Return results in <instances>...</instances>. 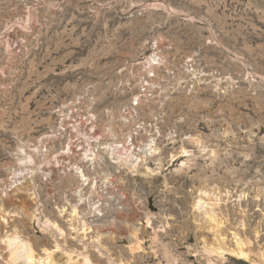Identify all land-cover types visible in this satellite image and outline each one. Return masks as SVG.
I'll return each mask as SVG.
<instances>
[{
	"label": "rangeland",
	"instance_id": "rangeland-1",
	"mask_svg": "<svg viewBox=\"0 0 264 264\" xmlns=\"http://www.w3.org/2000/svg\"><path fill=\"white\" fill-rule=\"evenodd\" d=\"M76 98L97 115L107 140L141 123L139 175L103 153L87 170L94 183L78 186L74 167L50 163L58 150L53 131ZM133 103L139 123L124 126L122 110ZM150 137L157 150L145 154ZM21 150L34 165L18 163L25 159ZM13 171L23 182L9 190ZM5 187L8 219L0 237L20 233L36 259L49 248L45 264H85L83 242L99 264H109L108 256L114 264H258L264 254V0H0ZM78 187L85 199L101 192L108 202L85 219L91 231L83 241L67 231L76 245L63 234L56 247L42 222L68 228L59 210L73 203L87 213ZM199 197L214 203L218 227L196 205ZM234 232L248 241L255 262L207 252L220 241L234 246ZM96 235L100 252L90 242Z\"/></svg>",
	"mask_w": 264,
	"mask_h": 264
},
{
	"label": "bare ground",
	"instance_id": "bare-ground-1",
	"mask_svg": "<svg viewBox=\"0 0 264 264\" xmlns=\"http://www.w3.org/2000/svg\"><path fill=\"white\" fill-rule=\"evenodd\" d=\"M154 139L155 138L150 137V139H148V142L143 144L144 145L143 150H144L145 154L146 153L151 154V153L156 152V150H157L155 147L156 142ZM145 148L147 151L149 150V152H146ZM115 149L116 148H113L111 150L110 154H109V152H107L108 156L110 155L109 157L111 158V163L116 165V167L119 169L127 170L128 172L132 173L133 176L139 175L140 170H139L138 166H140L139 163L141 162V154H140L141 153V146H138L136 149L131 151V153H130V151H129V153H126L127 155H125V157H123L121 155V151L115 150ZM183 152H186V150L183 149L182 153ZM25 154L26 153L22 152V150L18 153V156H22L25 158L22 160V158L20 157L19 158L20 161L18 163L25 165V166H28V167L34 165L31 163L32 158H31L30 154L29 155L28 154L25 155ZM102 156H103V154L101 155V153H96L94 156V159L91 160L92 165L94 164V162H97V160L103 159ZM110 158H109V160H110ZM143 158H144V160H146L145 157H143ZM50 163H52V162L50 161ZM70 166H71V168L74 167V169H75L74 174L77 176V177L76 176L75 177L78 179L76 181L80 182V184L78 183L79 184L78 186L83 185V184L84 185L87 184L88 183L87 180L89 179L88 178L89 175L87 174V170H89V169L83 168V166H81V165L77 166V165L71 164ZM35 169H37V168L35 167ZM30 171L33 172V170H31V169H30ZM13 173H14V171H13ZM14 177H16V173L13 174V178ZM10 182L11 183H9V190H11V188H14V187L16 188L23 181H21L17 177V178H14L13 181H10ZM93 183H94V181H93ZM6 186H8V185H6ZM80 188L81 187H78V189L76 190L75 193L76 194L78 193L77 195L79 196V200H83V201L87 200L86 202H87V206L89 208L87 213H85L86 212L85 209L80 207L79 204L73 203L69 206L70 209L68 207L62 206V208L59 210L60 212H62L59 215L63 216V218L65 217L66 222H68L67 223L68 228L65 229L56 220L46 219L44 222H42L43 226L45 228H47L48 231H50L54 234V236H55L54 242H55L56 247H59L60 244H62L61 239H59L58 236H62L63 234H64L63 237L65 239L64 240L65 242H68L73 246L76 245L75 242H72L69 239L67 240V237H66L67 231L69 234L72 233L73 234L72 237H74L78 241H83L84 240L83 238L88 235L89 231H91V229H90L91 226H90V224H88L86 222L85 219L93 216L94 214H92V212H95V211L100 212L102 210L100 208L101 205L103 203L108 202L106 200V198L103 199V197H102L103 193H101V192L97 194V196H98L97 199L93 200L92 198H89V197L87 199H85V197H82V194L79 193V192H81ZM5 189H6V187L3 189H0V212H1L0 223H7V219H8L5 217V215L8 213V211H6L5 207H3V205H2V202L4 201L3 196L5 197L7 195V190H8V189L7 190H5ZM110 193L111 194H110L109 198L114 197L115 193H113L112 191ZM84 194H86V193H84ZM206 194H208V193H206ZM88 195H90V194H88ZM196 201H197L196 205L198 206V208L205 207L204 212H205V215H207V221L209 222V224H212L213 227H218L222 223V221H221V219H219L217 217V214L213 210V204L214 203L205 202L206 200L202 201V199L200 197ZM118 203H122V201H119ZM204 203L206 205H204ZM89 213H91L92 215H88ZM12 231L10 233H7L5 231L4 232L5 234L2 235V237H0V248H1V250L4 251L3 252L4 256H2V254H0V261L4 262V264H18L20 261L23 262L24 264H45V262L50 263L51 258L48 259V257L50 256L49 248H47V247L43 248L44 251L46 252L45 257L39 256V258L36 259L35 258V255H36L35 249L33 248V246L24 238L23 239L20 238V236H21V235H19L20 233H18L16 231H13V232ZM237 234L238 233L234 232L233 238H236ZM89 237L91 238L90 242L93 243V248H97V251L100 252L101 251L100 247H102V245L99 243L97 235L95 236L96 240H95V238H93V236H89ZM89 237H87L86 239H89ZM95 241H96V243H94ZM247 242L248 241H243L240 238H236L235 245L234 246L232 245V247L227 246L222 241H220L219 245H216V246L212 245L211 247H207V248L205 247V248H206L207 252L215 253L218 256L229 255L238 261L247 260V261L255 262V259H253L252 255L250 254V250L244 247V244H246ZM86 244H87L86 242L82 243V249L83 250L81 252H79V254H83V258H82L83 263H85V264H99V263H97V261L101 262L100 259L93 252H90L89 251L90 249L89 250L86 249L87 248ZM220 258H222V257H220ZM207 259L210 261V259L208 257H207ZM258 260H259L258 264H264V254L263 253L259 254ZM107 261L109 264L115 263L114 259H111L109 256L107 257Z\"/></svg>",
	"mask_w": 264,
	"mask_h": 264
},
{
	"label": "built area",
	"instance_id": "built-area-1",
	"mask_svg": "<svg viewBox=\"0 0 264 264\" xmlns=\"http://www.w3.org/2000/svg\"><path fill=\"white\" fill-rule=\"evenodd\" d=\"M136 104H131L130 109L123 108L122 123L124 126L131 122L139 123L140 118H138L137 113L133 112L132 114V110H134L132 107ZM98 122L97 115L90 107L82 106V101H79L78 98L71 101L59 117L52 134L58 142V150L51 158L53 166L58 167L59 163L65 162L88 168L92 165L91 160L94 159L96 153L109 152L110 154L113 148L131 152L141 146V141H137L141 135V123L135 126L131 132H128L127 136L126 134L123 138L112 136L111 140H107L106 137L102 138L103 132H99ZM45 151L46 149H44ZM92 177L91 175L88 176V183L96 180ZM88 183L85 185L88 186L90 184Z\"/></svg>",
	"mask_w": 264,
	"mask_h": 264
}]
</instances>
